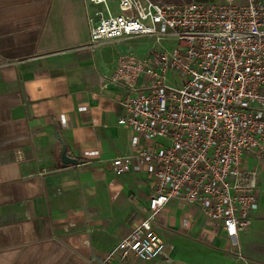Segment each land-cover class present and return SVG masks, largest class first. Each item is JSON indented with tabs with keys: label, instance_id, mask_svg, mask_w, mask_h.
Wrapping results in <instances>:
<instances>
[{
	"label": "crops",
	"instance_id": "crops-1",
	"mask_svg": "<svg viewBox=\"0 0 264 264\" xmlns=\"http://www.w3.org/2000/svg\"><path fill=\"white\" fill-rule=\"evenodd\" d=\"M98 9L0 0V264H100L148 212L152 183L110 168L131 148L117 124L126 91L109 81L122 52L107 49L130 38L92 45ZM61 142L78 164L62 163ZM243 166L256 171L258 208L234 243L172 200L153 220L164 253L108 264H264V163L248 154Z\"/></svg>",
	"mask_w": 264,
	"mask_h": 264
},
{
	"label": "built area",
	"instance_id": "built-area-1",
	"mask_svg": "<svg viewBox=\"0 0 264 264\" xmlns=\"http://www.w3.org/2000/svg\"><path fill=\"white\" fill-rule=\"evenodd\" d=\"M87 1L99 7L89 19L92 45L177 40L143 59L120 54L110 77L126 91L117 124L129 131L131 148L110 168L141 174L153 193L146 216L100 264L162 255L153 220L172 200L195 205L234 243L258 208L256 171L244 168V156L264 163V0H117L116 14L108 0Z\"/></svg>",
	"mask_w": 264,
	"mask_h": 264
},
{
	"label": "rangeland",
	"instance_id": "rangeland-1",
	"mask_svg": "<svg viewBox=\"0 0 264 264\" xmlns=\"http://www.w3.org/2000/svg\"><path fill=\"white\" fill-rule=\"evenodd\" d=\"M185 1V0H182ZM210 2L214 3H234V4H240L244 3L245 0H209ZM187 2V1H186ZM108 6L111 9L113 14H116V7H117V0H108ZM177 45L176 38H164L162 39L161 43L158 44L154 41L153 36H143V37H137V38H130L129 41H126L121 44H115L110 46L111 48H108L110 54H117L119 53H132L135 57L139 59L146 58L148 54L155 49H160L161 47H165L169 50H172ZM168 80H171V73L167 76ZM235 246V245H233ZM231 249L236 250V246L232 247Z\"/></svg>",
	"mask_w": 264,
	"mask_h": 264
},
{
	"label": "water",
	"instance_id": "water-1",
	"mask_svg": "<svg viewBox=\"0 0 264 264\" xmlns=\"http://www.w3.org/2000/svg\"><path fill=\"white\" fill-rule=\"evenodd\" d=\"M62 149H61V161L63 164H78L79 161L73 158H70L66 154V147L63 142H61Z\"/></svg>",
	"mask_w": 264,
	"mask_h": 264
}]
</instances>
